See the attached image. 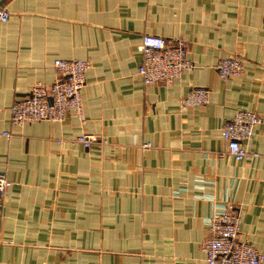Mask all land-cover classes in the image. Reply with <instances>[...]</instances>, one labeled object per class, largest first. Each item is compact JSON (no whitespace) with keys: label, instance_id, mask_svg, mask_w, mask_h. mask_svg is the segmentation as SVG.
Instances as JSON below:
<instances>
[{"label":"crops","instance_id":"0c3cea01","mask_svg":"<svg viewBox=\"0 0 264 264\" xmlns=\"http://www.w3.org/2000/svg\"><path fill=\"white\" fill-rule=\"evenodd\" d=\"M1 9L0 171L12 185L0 196V264H200L206 219L227 204L241 213L239 237L264 255V0H4ZM144 33L185 40L193 67L144 84ZM227 55L241 58V76L219 77ZM57 58L89 62L84 120L70 112L12 127V103L60 78ZM194 87L209 102L182 107ZM239 109L262 123L236 161L221 128ZM81 133L97 141L84 147Z\"/></svg>","mask_w":264,"mask_h":264},{"label":"built area","instance_id":"2783aa9c","mask_svg":"<svg viewBox=\"0 0 264 264\" xmlns=\"http://www.w3.org/2000/svg\"><path fill=\"white\" fill-rule=\"evenodd\" d=\"M7 15L0 10V20ZM139 50L142 61L138 67L144 84H169L179 79L193 67L187 55V43L182 38L168 39L160 35L144 33ZM60 78L52 83H34L26 95L16 99L9 108L10 125L20 128L26 122L46 120L62 121L73 112L78 119L84 120L81 91L86 82L89 62L82 59H60L53 61ZM220 78L239 77L245 67L240 57L227 55L220 58L216 65ZM209 102V91L204 87L191 88L180 97L182 107H199ZM262 123V117L253 110L239 109L235 115L225 120L221 137L226 143L227 152L236 161L248 156L242 141L250 139L254 127ZM10 136L9 132L3 133ZM74 141L90 147L97 137L81 133ZM151 143H142L148 148ZM12 185L3 171H0V196L5 197ZM207 237L202 242L204 261L200 264H264V255L250 242L239 237L241 213L239 209L227 204L219 212L207 219Z\"/></svg>","mask_w":264,"mask_h":264},{"label":"water","instance_id":"95a60500","mask_svg":"<svg viewBox=\"0 0 264 264\" xmlns=\"http://www.w3.org/2000/svg\"><path fill=\"white\" fill-rule=\"evenodd\" d=\"M3 1H4V0H1V1H0V5L3 3Z\"/></svg>","mask_w":264,"mask_h":264}]
</instances>
